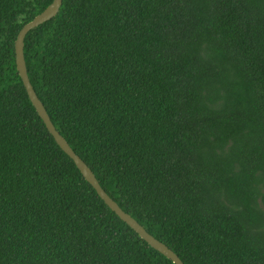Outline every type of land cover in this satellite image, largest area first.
I'll use <instances>...</instances> for the list:
<instances>
[{
  "label": "trees",
  "instance_id": "16d2710c",
  "mask_svg": "<svg viewBox=\"0 0 264 264\" xmlns=\"http://www.w3.org/2000/svg\"><path fill=\"white\" fill-rule=\"evenodd\" d=\"M0 0V264H175L124 222L31 102ZM30 81L101 186L185 264H264V0H63Z\"/></svg>",
  "mask_w": 264,
  "mask_h": 264
},
{
  "label": "water",
  "instance_id": "95a60500",
  "mask_svg": "<svg viewBox=\"0 0 264 264\" xmlns=\"http://www.w3.org/2000/svg\"><path fill=\"white\" fill-rule=\"evenodd\" d=\"M62 3L63 0H53V2L43 12H41L33 20L23 26L15 41L16 65L20 77L22 78L23 84L28 93V96L33 105L35 106L39 116L45 123L48 131L56 140L57 144L71 159H73L85 179L93 186L98 195L104 200V202L109 206V208L113 210L132 229H134L154 249H156L166 257L170 258L175 264H185L173 249H171L166 243L162 242L161 240L153 236L151 233H149L147 229L137 221V219H135L130 213L126 212L106 192V190L101 186L100 181L96 177L92 168L85 162L83 158H81L79 154L75 152V150L66 140V138L56 129L45 105L39 98L37 92L35 91L30 81L24 52L25 37L31 29L43 24L44 22L49 21L54 16H56L60 10Z\"/></svg>",
  "mask_w": 264,
  "mask_h": 264
}]
</instances>
